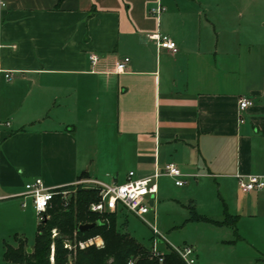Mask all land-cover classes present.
<instances>
[{
    "label": "crops",
    "instance_id": "0c3cea01",
    "mask_svg": "<svg viewBox=\"0 0 264 264\" xmlns=\"http://www.w3.org/2000/svg\"><path fill=\"white\" fill-rule=\"evenodd\" d=\"M3 1V263L13 264L2 258L4 243L20 238L30 246L36 232L25 181H122L128 170L142 177L173 161L199 174L182 186L157 176L149 203L169 186H215L219 196L198 213L208 219L191 220L241 264H264V186L243 191L236 179L264 174V0ZM156 6L161 10L151 12ZM155 31L174 39L177 50L157 46L147 36ZM125 56L124 69L116 70ZM242 95L252 103L239 110ZM156 244H189L194 264L210 262L195 238L171 244L162 237Z\"/></svg>",
    "mask_w": 264,
    "mask_h": 264
},
{
    "label": "trees",
    "instance_id": "16d2710c",
    "mask_svg": "<svg viewBox=\"0 0 264 264\" xmlns=\"http://www.w3.org/2000/svg\"><path fill=\"white\" fill-rule=\"evenodd\" d=\"M96 198L95 189L80 186L66 205L59 194H54L50 205L38 218L30 251L25 250V242L19 238L16 245L4 243L3 260L13 264H125L131 258L133 264H187L171 247L163 253L161 261L150 256L148 247L117 228L113 213L104 212L105 217L101 218L88 209L89 202ZM189 218L208 219L194 209ZM83 222H93V225L80 231L77 225ZM221 222L230 221L226 218ZM94 235L100 237V245L88 243L79 247L75 244L71 250L65 244L66 240L77 241Z\"/></svg>",
    "mask_w": 264,
    "mask_h": 264
},
{
    "label": "built area",
    "instance_id": "2783aa9c",
    "mask_svg": "<svg viewBox=\"0 0 264 264\" xmlns=\"http://www.w3.org/2000/svg\"><path fill=\"white\" fill-rule=\"evenodd\" d=\"M5 2L0 0V23L3 19V8ZM151 12L156 13L161 8L159 6L151 7ZM155 41L159 47L169 48L172 51L177 50V45L174 39L167 34L159 32H152L147 35ZM90 63L96 60L94 52L88 53ZM127 61V57H123L115 62L116 70H123ZM4 76L9 78L10 73L5 72ZM252 103V98L242 95L238 98L239 110L245 109ZM242 120V118H240ZM196 172H185L179 165L173 161L164 163L161 167H154L149 175L136 177L132 170H128L125 179L116 181L113 179L105 180L95 176H81L68 184L61 185H44L41 178L36 176L29 181L23 183V194L31 199L32 208L38 218H41L46 207L50 205L54 194H59L66 205L69 197L74 193L73 189L69 187L80 186L83 188H93L97 192V198L90 201L88 209L96 213H104L115 210L118 206L126 209L135 216L144 220L143 215L149 210L151 204L149 203L150 196L156 190L155 178L159 175H168L174 179L176 185L182 186L187 182L188 176L198 175ZM238 187L243 191H250L253 189L262 188L264 186V174L260 173H236ZM6 195L0 194V199ZM23 204V203H22ZM77 245L82 247L88 243L100 245L101 241H96L95 236H90L85 239L76 241ZM157 241L153 238L149 247V255L157 258L158 261L163 259V253L156 245ZM174 249L187 264H194L195 254L194 248L189 244L172 245ZM125 264H133V259H127Z\"/></svg>",
    "mask_w": 264,
    "mask_h": 264
},
{
    "label": "rangeland",
    "instance_id": "374dc122",
    "mask_svg": "<svg viewBox=\"0 0 264 264\" xmlns=\"http://www.w3.org/2000/svg\"><path fill=\"white\" fill-rule=\"evenodd\" d=\"M69 187L75 191L77 186L70 185ZM211 196L214 198L219 196L215 186L207 185L199 189L190 187L181 189L169 186L163 193L157 195L158 203L149 207L148 212L143 215L144 220L126 210L115 213V224L122 230L130 232L137 241L146 247H150L153 238L158 242L163 237L171 244H182L183 240L195 238L204 259H210V262L205 261V264H241L239 258H234L236 253L224 250L220 244H211V239L206 238L204 233L201 234V224L189 218L192 209L196 213L209 210ZM103 214L99 213L101 218L105 217ZM54 233L55 231L52 229V234ZM65 244L68 249L72 250L77 243L66 240ZM156 245L161 247L162 251L169 250L166 245ZM0 264H4L1 256ZM257 264H261V261L259 260Z\"/></svg>",
    "mask_w": 264,
    "mask_h": 264
},
{
    "label": "water",
    "instance_id": "95a60500",
    "mask_svg": "<svg viewBox=\"0 0 264 264\" xmlns=\"http://www.w3.org/2000/svg\"><path fill=\"white\" fill-rule=\"evenodd\" d=\"M150 202V201H149ZM93 225V222H83V223H79L78 225H77V229L78 230H80V231H83V230H85V229H87V228H89V227H91ZM30 246H26L25 247V250L28 252V251H30Z\"/></svg>",
    "mask_w": 264,
    "mask_h": 264
}]
</instances>
